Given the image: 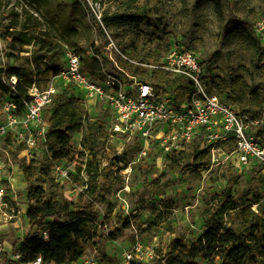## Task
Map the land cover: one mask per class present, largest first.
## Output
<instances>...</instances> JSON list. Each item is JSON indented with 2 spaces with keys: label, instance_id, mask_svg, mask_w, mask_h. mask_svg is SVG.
Wrapping results in <instances>:
<instances>
[{
  "label": "rangeland",
  "instance_id": "374dc122",
  "mask_svg": "<svg viewBox=\"0 0 264 264\" xmlns=\"http://www.w3.org/2000/svg\"><path fill=\"white\" fill-rule=\"evenodd\" d=\"M94 1L101 4L104 16L113 13L137 14L142 8H149L152 11L151 19L156 18L162 24V31L155 37V53L163 58L173 50L194 52L206 70V82L242 76L251 83L250 76H257L255 65L260 51H257L255 44L260 50L263 49L264 0H218L219 9L211 0ZM55 2L59 6L53 9L55 21L52 26L44 10L37 11L23 0H0L1 34L14 22L13 13H17V30L22 24L31 32L50 30L54 42L60 45L51 53L52 58L35 61L34 58L43 53H37L34 46L26 47L24 53L17 55L9 47V40H3L0 46V71L7 66L26 67L35 74L36 63L41 72L47 67L62 69L64 53L61 46L67 44L68 40L75 41L85 53L91 49L96 51L105 68L113 71L118 56H125L129 52L134 29L107 26L103 21L108 34L100 33L80 0ZM29 15L32 18L29 19ZM95 33L98 37L96 42ZM52 78L41 73L39 85L46 88L53 84L58 93L66 87L80 96L73 85L65 86L62 81ZM261 83L264 86L263 78ZM175 88L169 89L173 97L178 92ZM4 101H0V108ZM83 104L88 118L103 126L97 143L103 176L93 199L100 215L98 233L109 237V240L101 239L97 247L87 244L85 259H94L98 264H127L124 254L130 252L135 243H140L146 259L131 264H154L158 257L171 250L175 240L194 241L201 236L205 231V217L214 210L219 197L227 190L241 207L256 198L260 200V208L264 207L262 166L221 163L204 166L198 174L172 173L168 168V154L162 151L157 141L150 140L143 155L144 144L141 140L112 132L114 120L108 108L99 103H89L86 98H83ZM259 135L264 147L262 128ZM80 142V133L71 136V147L76 152H82ZM7 144L10 150L3 158V177L8 207L0 211V264H6L13 248L36 230L29 226L25 217L26 183L19 165L23 159L28 163L32 157L37 160L43 157L40 143L37 148L28 149L9 137ZM190 146L195 148L198 144ZM113 158L118 159L114 164L111 162ZM78 162L76 157L73 161L57 162L64 168L70 167L66 178L54 173L40 177L39 184L44 189L45 198L56 196L63 201H72L74 206L84 203L88 198L83 194V184L87 178L83 174L77 179L72 177L76 174ZM251 210L249 208L247 212ZM9 214L14 215L12 220H7L6 215ZM125 218L130 220L131 226L124 229L118 220ZM224 224L240 232L238 210L228 212L224 216Z\"/></svg>",
  "mask_w": 264,
  "mask_h": 264
},
{
  "label": "trees",
  "instance_id": "16d2710c",
  "mask_svg": "<svg viewBox=\"0 0 264 264\" xmlns=\"http://www.w3.org/2000/svg\"><path fill=\"white\" fill-rule=\"evenodd\" d=\"M23 1L37 11L44 10L47 14L46 19L54 26L53 9L59 6L55 0ZM211 1L217 9L220 8L218 0ZM151 14L152 11L149 8H142L137 14L113 13L103 16L107 26H128L134 29L133 39L128 46L129 52L125 54L127 59L118 56L117 64L126 73L147 80L158 93H167L171 87L176 86L175 89L178 92L175 98L182 101L184 96L192 91L191 84L184 78L175 77L160 69L148 72L128 61L158 65L162 59L153 48L157 33L162 31V24L156 18L151 19ZM13 18L14 22L1 34L3 40H9L11 50L20 55L26 51V47L34 46L37 53H43L34 58L35 61L52 58L51 53L53 54L60 45L54 42L50 30L31 32L25 24L17 30L19 15L13 13ZM28 18L32 16L29 15ZM98 32L102 33V29L99 28ZM66 43L67 46L82 54L80 58L82 71L92 77L100 78L99 62L94 57L88 56L87 51L83 52L75 41L68 40ZM255 45L260 52L255 65L257 76H250L251 83L242 76H235L227 80L205 81V85L209 92L230 104L238 114L250 120L263 121L262 131L264 132V86L261 83L263 76L260 71L263 49L260 50L257 43ZM93 47L94 44H92ZM36 68L35 74L26 67L7 66L0 71V101L3 99L15 101L19 114L25 111V103L30 101L29 89L32 86L44 89L39 85L40 74L54 77L61 70L59 67H47L44 72H41L37 63ZM10 77H15L17 80L13 87L4 80ZM46 118L48 130L42 159L33 158L28 163L23 159L19 165L26 183L25 217L29 226L36 230L25 236L21 244L13 248V252L21 255L22 263L32 261L38 256L44 263H75L85 255L87 244L97 247L101 239L109 240V237L98 233L100 215L93 199L98 182L103 176L102 161L97 150L103 126L88 118L83 98L66 87L55 97ZM76 133L81 134L82 152H76L71 147V136ZM219 147L225 151H232L234 143L229 140L219 144ZM75 157L80 162L76 164V174L72 177L77 179L80 174L86 176L83 194H86L88 198L78 206H74L70 200L63 201L56 196L45 198L44 189L39 184L40 177L51 173L56 162L73 161ZM166 158L172 173L193 175L198 174L204 166H209L211 154L207 149H200L199 146L195 148L189 146L184 151L167 155ZM117 161V158L111 159L112 164ZM257 199L248 201L246 206L241 207L229 190L223 192L214 210L205 217V231L201 236L194 241L175 240L171 250L162 257H158L154 264H264V207L260 208V200ZM253 204H258L259 214L254 211L247 212ZM235 210H238L241 222V230L238 233L224 224V216ZM118 222L124 229L131 226L128 218L119 219ZM44 228L48 229L46 241L39 234V231ZM95 239H98L97 242ZM6 264L11 262L7 260Z\"/></svg>",
  "mask_w": 264,
  "mask_h": 264
},
{
  "label": "built area",
  "instance_id": "2783aa9c",
  "mask_svg": "<svg viewBox=\"0 0 264 264\" xmlns=\"http://www.w3.org/2000/svg\"><path fill=\"white\" fill-rule=\"evenodd\" d=\"M88 14L108 34L103 22V9L94 0H80ZM263 27V25H262ZM264 30V28L262 29ZM95 33V42L97 40ZM0 31V46L2 45ZM263 54L260 60V71L264 80V33L261 32ZM64 66L54 81L60 80L65 86L73 85L89 103L102 104L113 115L112 132L122 137L138 138L144 144L142 154L145 155L147 143L150 140L158 142L166 154H176L184 151L193 143L200 149H207L211 154L210 165L221 163H236L246 166L251 163L264 169V147L261 144L259 129L263 121L250 120L238 114L235 108L222 100L218 95L206 89V70L196 54L190 50L169 51L158 65H147L128 60L150 72L160 69L178 78H184L192 86V91L184 96L182 101L176 100L169 92L158 93L157 89L140 76H132L123 71L117 62L114 70L105 68L100 56L91 49L87 55L94 57L100 64V78L92 77L82 71V54L66 44H62ZM121 55V54H120ZM120 57L127 59L125 56ZM10 86L16 84V78L4 79ZM58 90L50 84L44 89L32 86L29 89L30 101L25 103V111L17 112L16 102L5 101L0 108L3 120L0 121V211L8 207L3 177L4 161L10 147L9 137L28 149H35L40 143L43 150L46 142L48 122L46 115L51 110ZM234 143L232 151H225L219 144L227 141ZM32 157L31 159H33ZM70 167L64 168L55 163L51 169L60 178H66ZM264 173V172H263ZM258 204L250 209L258 213ZM5 216V215H4ZM7 220L14 218L13 214L6 215ZM41 238L48 239V229L39 231ZM127 264L140 263L143 257L142 245L135 243L130 252L125 253ZM153 256V254H151ZM7 259L11 264H56L44 263L40 256L34 260L22 263L21 255L12 252ZM64 264H95L93 260L78 261Z\"/></svg>",
  "mask_w": 264,
  "mask_h": 264
},
{
  "label": "crops",
  "instance_id": "0c3cea01",
  "mask_svg": "<svg viewBox=\"0 0 264 264\" xmlns=\"http://www.w3.org/2000/svg\"><path fill=\"white\" fill-rule=\"evenodd\" d=\"M90 103H94V101L92 100V101H90ZM26 209H27V206H26ZM26 209H25V211H24L25 213H26ZM85 260H87V261H88V260H93L95 264H98V263L96 262V260H94V259H85V255H84V256L80 259V261H85Z\"/></svg>",
  "mask_w": 264,
  "mask_h": 264
}]
</instances>
